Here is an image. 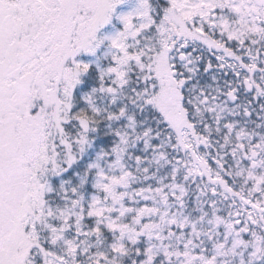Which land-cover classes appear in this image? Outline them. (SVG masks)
Returning a JSON list of instances; mask_svg holds the SVG:
<instances>
[{
  "label": "snow or ice",
  "instance_id": "6c2138e0",
  "mask_svg": "<svg viewBox=\"0 0 264 264\" xmlns=\"http://www.w3.org/2000/svg\"><path fill=\"white\" fill-rule=\"evenodd\" d=\"M0 264H264V0H0Z\"/></svg>",
  "mask_w": 264,
  "mask_h": 264
},
{
  "label": "rangeland",
  "instance_id": "374dc122",
  "mask_svg": "<svg viewBox=\"0 0 264 264\" xmlns=\"http://www.w3.org/2000/svg\"><path fill=\"white\" fill-rule=\"evenodd\" d=\"M120 10H126V9H120Z\"/></svg>",
  "mask_w": 264,
  "mask_h": 264
}]
</instances>
